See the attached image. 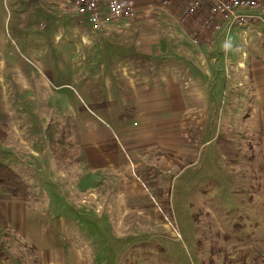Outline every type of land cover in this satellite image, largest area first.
<instances>
[{
    "label": "rangeland",
    "instance_id": "rangeland-1",
    "mask_svg": "<svg viewBox=\"0 0 264 264\" xmlns=\"http://www.w3.org/2000/svg\"><path fill=\"white\" fill-rule=\"evenodd\" d=\"M185 4L154 0L140 10H148V27L141 30L147 33L141 43L148 42V87L175 80L188 92L185 114L192 116L208 113L216 74L219 83L225 77L243 81L240 91L248 99L254 69L247 62L243 71H226L224 36L220 50L199 47L190 35L194 20L182 21ZM240 32L228 44L227 60L237 63L242 52L254 54L258 46L263 59L264 33ZM112 36L96 40L89 23L62 15L57 0H0V126L7 131L0 161L21 175L31 193L24 202L0 188L2 264H92L87 254L122 252L130 241L156 234L175 240L174 227L182 240L194 236L203 264H264V77L256 86L261 93H251L260 95L257 120L249 115L248 121L230 103L218 105L217 127L208 131L214 141L190 159L173 185L162 179L168 195L160 197L131 157L123 156L120 169L103 171L85 159L87 141H115L113 114L123 106L108 100L105 89V74L114 71L104 63L106 55L129 54L106 53L104 45L116 44ZM114 80L121 98L122 81ZM153 158L159 166L161 157Z\"/></svg>",
    "mask_w": 264,
    "mask_h": 264
},
{
    "label": "crops",
    "instance_id": "crops-1",
    "mask_svg": "<svg viewBox=\"0 0 264 264\" xmlns=\"http://www.w3.org/2000/svg\"><path fill=\"white\" fill-rule=\"evenodd\" d=\"M137 2L138 15L134 23L137 28L129 31L123 28V33L114 32L112 34L113 39L111 40L116 44L111 45L109 43L103 46L104 48H108V50H105L106 53H129L127 55L123 54V56L106 55L107 59L104 62L108 63V69L114 68V71H107L105 74L107 99H118L123 104L122 109L116 110L113 114L117 129V132L114 134L115 141L98 143L87 141L84 145L86 149L85 159L95 170L103 171L106 168L118 170L120 168L116 166L120 164L123 156H127L129 159L133 155L134 159L130 158L131 163L140 167L138 172H143L140 176L145 179V185H150L151 190L153 191L154 188L159 196L162 197L163 195H168L167 191H165L166 186L163 188V183L166 182L162 179L170 181L171 178L173 185V179H178V175H181L185 171L184 169L190 164V159L192 160L194 157L200 155L204 146L214 141L208 139V131L212 125H214L215 129L217 127L215 120L217 118L218 105L220 109V104L224 108H226L227 104H232L242 117L248 121H250L249 115H251V118L257 117L258 113L255 103L259 102L260 95L253 97L252 92L261 93L256 87L257 84L263 81L264 77V58H260L261 47H255L254 54L245 50L241 53L242 59L237 63L233 60H227V55L230 50L228 44L238 31H241V34H239L241 36H243L242 32L246 34L250 31L261 35L264 33V24L257 25L249 30L238 27L229 36L222 33L214 34L205 24L206 16L209 12L207 8L201 14L188 21L184 20L182 10L183 23L189 24L194 20V30L191 28V31H195L196 33L193 35L191 33L190 35L195 36L194 42L195 38L199 40V42H195L199 47L208 48V51H213V47L220 50L218 48L220 40L223 36L225 37V51L227 53L224 65L227 72H229L228 66L230 68L237 67V69L243 71L248 62V65L251 69H254L255 73L253 78L255 84L252 87L253 91L250 90L247 93L248 99L245 91L243 93L240 91L239 86L243 84V81H240L239 84H234L235 81L233 79L229 80L228 77H225V82L219 83L216 82V77L220 74L214 75L213 87L211 89L212 97L209 96V101L206 103L208 113L205 115L201 114L204 117L202 119L199 115L192 116L185 114L188 112L187 99L185 97V94L188 92L175 80L168 79L163 82L162 86L155 89L148 87V80L151 79L148 75V42L141 43L142 37H147V33H141V30H145L148 27V10L144 12L140 10L143 7L148 8V5L153 3L154 0H137ZM136 34H138L137 37L141 36V38H135ZM86 37L83 38V41H87ZM246 39L247 37L245 36L244 40ZM245 43L248 45L249 41ZM247 55L250 56L249 59H247ZM176 63L180 66L184 65L180 62ZM115 76L122 81L119 91L121 98L118 96L117 88L115 87ZM161 82L162 80H160ZM108 85L112 86V88L109 89ZM99 91L100 87L97 92L101 93ZM234 93H239V95L235 97ZM244 98L246 99L245 101ZM97 99L104 98H101L99 95ZM116 102L112 104L109 101L108 105L117 106ZM199 102L202 105L201 101ZM233 103H236V105ZM245 103L247 104L245 107L247 111L240 110ZM95 104L107 105L105 102H95ZM209 115L214 117V121H208ZM174 142L180 145L172 144ZM153 155L161 157L160 160L158 159L160 161L159 166H156L157 161L153 158ZM163 158L166 160L162 161ZM162 174L163 177L161 178ZM179 182L178 184H180ZM163 202L162 200L161 203L159 202L161 207L167 206L166 201ZM160 215L162 216L161 213ZM161 226L164 228L163 225ZM193 240L194 236L185 235L182 242L177 243L173 238H169L168 235L156 234L149 236L144 241H130L129 245L122 252H119V250L118 252L109 254H101L100 252L87 254L89 256L87 260L91 261L92 264H203Z\"/></svg>",
    "mask_w": 264,
    "mask_h": 264
},
{
    "label": "built area",
    "instance_id": "built-area-1",
    "mask_svg": "<svg viewBox=\"0 0 264 264\" xmlns=\"http://www.w3.org/2000/svg\"><path fill=\"white\" fill-rule=\"evenodd\" d=\"M180 1L163 0V4ZM57 4L63 16L79 17L82 22L89 23L98 41H103L113 32L123 33V28H133L138 15L137 0H57ZM206 8L209 12L205 24L214 34L229 36L238 27L249 30L264 24V0H186L183 18L191 20ZM86 39L83 42L90 43L88 36ZM195 42L198 41L195 39ZM173 229L175 240L181 242V235L175 227Z\"/></svg>",
    "mask_w": 264,
    "mask_h": 264
},
{
    "label": "trees",
    "instance_id": "trees-1",
    "mask_svg": "<svg viewBox=\"0 0 264 264\" xmlns=\"http://www.w3.org/2000/svg\"><path fill=\"white\" fill-rule=\"evenodd\" d=\"M6 137L7 131L0 126V142H2ZM0 188L4 193H7L13 199H18L24 202H27L30 199L31 193L29 191V186L23 181L21 175L14 168L7 164H4L1 161ZM0 254V264H2L4 258L1 249Z\"/></svg>",
    "mask_w": 264,
    "mask_h": 264
}]
</instances>
